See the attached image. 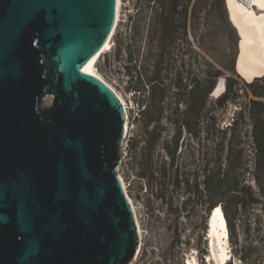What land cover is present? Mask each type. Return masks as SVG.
Here are the masks:
<instances>
[{
    "label": "water",
    "instance_id": "1",
    "mask_svg": "<svg viewBox=\"0 0 264 264\" xmlns=\"http://www.w3.org/2000/svg\"><path fill=\"white\" fill-rule=\"evenodd\" d=\"M119 1L0 0V264H129L138 253L120 175L124 102L89 69Z\"/></svg>",
    "mask_w": 264,
    "mask_h": 264
},
{
    "label": "rangeland",
    "instance_id": "2",
    "mask_svg": "<svg viewBox=\"0 0 264 264\" xmlns=\"http://www.w3.org/2000/svg\"><path fill=\"white\" fill-rule=\"evenodd\" d=\"M179 1L173 12V0H122L112 47L95 65L128 106L120 173L143 231L129 264H187L193 256L215 264L205 181L219 163L243 179L231 192L227 264H264V199L242 205L240 191L244 183L257 196L264 190V76L248 82L238 73L225 0ZM165 27L176 37L165 39ZM221 79L225 91L215 97ZM252 100L262 104L251 109Z\"/></svg>",
    "mask_w": 264,
    "mask_h": 264
},
{
    "label": "bare ground",
    "instance_id": "3",
    "mask_svg": "<svg viewBox=\"0 0 264 264\" xmlns=\"http://www.w3.org/2000/svg\"><path fill=\"white\" fill-rule=\"evenodd\" d=\"M253 4L252 7H247L243 0H225L226 8L229 14L230 19L233 24L236 26L238 33L240 34V42H239V56L237 59V71L238 73L247 80L248 82H252L256 79L257 76L264 74V4L256 2V0H251ZM122 0L119 1L118 12L116 16V21L113 27V30L101 48V50L97 53L94 59L91 61L89 65V69L95 75L104 80L113 90L117 92L120 98L124 102V108L127 114L126 117V138L128 136L129 131V122H128V106L124 97L120 94V92L115 89L99 72H97L95 65L98 61L99 57L102 53L110 50L112 47V35L114 34L118 19L120 15ZM225 90V80L221 79L215 88V94L219 95ZM123 182L126 187V191L128 197L131 199L138 226L140 231V247L137 255L140 253L142 248V226L140 224L138 212L134 200L129 195L127 190V183L124 180L123 175L120 173ZM209 235H208V247L209 249L213 248L215 254V264H227V260L230 257L227 246L228 243V227L226 216L222 206H217L214 208L209 217ZM136 255V256H137ZM198 262V258L193 256V259H189L187 264H196Z\"/></svg>",
    "mask_w": 264,
    "mask_h": 264
},
{
    "label": "trees",
    "instance_id": "4",
    "mask_svg": "<svg viewBox=\"0 0 264 264\" xmlns=\"http://www.w3.org/2000/svg\"><path fill=\"white\" fill-rule=\"evenodd\" d=\"M180 1L173 0V8L172 11L174 12L177 7H179ZM177 12V11H175ZM186 17L188 15V6L185 8ZM179 13V12H178ZM158 15L163 16V13H159ZM222 102V100L220 101ZM257 104H262L261 101L252 100L249 102L251 109L253 106ZM190 109L193 111V102L190 101ZM148 106L145 107V109ZM144 112V110H143ZM207 189H208V202H209V209L213 210L217 206H222L225 212L227 224L231 229L232 237H235V225H236V216L235 213L231 211V203L233 200V195H231L232 190H236V188L243 183V179H240L238 174L234 175L232 173L231 165L227 169H223V165L221 163L217 166L216 172H210L209 175L206 177ZM242 195L239 193H234L236 195H241V204L246 205L247 200H251L252 203L258 202L260 199H264V190H260V194L255 195L252 191L251 186H247L246 183L242 184L241 190ZM212 212V211H211Z\"/></svg>",
    "mask_w": 264,
    "mask_h": 264
},
{
    "label": "flooded vegetation",
    "instance_id": "5",
    "mask_svg": "<svg viewBox=\"0 0 264 264\" xmlns=\"http://www.w3.org/2000/svg\"><path fill=\"white\" fill-rule=\"evenodd\" d=\"M189 1H191V0H189ZM159 19H160V16L158 17ZM165 25L167 26V22L165 21ZM166 28V27H165ZM174 31V33H172ZM172 32L171 33H169V31H168V28H166V29H164V34H163V37L165 38V39H169V37L171 36V37H176V33H177V31L174 29H172ZM170 34V35H169Z\"/></svg>",
    "mask_w": 264,
    "mask_h": 264
},
{
    "label": "snow or ice",
    "instance_id": "6",
    "mask_svg": "<svg viewBox=\"0 0 264 264\" xmlns=\"http://www.w3.org/2000/svg\"><path fill=\"white\" fill-rule=\"evenodd\" d=\"M256 2L264 4V0H256Z\"/></svg>",
    "mask_w": 264,
    "mask_h": 264
}]
</instances>
